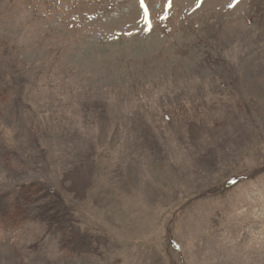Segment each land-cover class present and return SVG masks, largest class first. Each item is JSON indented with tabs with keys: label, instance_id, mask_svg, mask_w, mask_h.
Wrapping results in <instances>:
<instances>
[{
	"label": "rangeland",
	"instance_id": "374dc122",
	"mask_svg": "<svg viewBox=\"0 0 264 264\" xmlns=\"http://www.w3.org/2000/svg\"><path fill=\"white\" fill-rule=\"evenodd\" d=\"M0 264H264V0H0Z\"/></svg>",
	"mask_w": 264,
	"mask_h": 264
},
{
	"label": "snow or ice",
	"instance_id": "6c2138e0",
	"mask_svg": "<svg viewBox=\"0 0 264 264\" xmlns=\"http://www.w3.org/2000/svg\"><path fill=\"white\" fill-rule=\"evenodd\" d=\"M141 2L143 3V0H141Z\"/></svg>",
	"mask_w": 264,
	"mask_h": 264
}]
</instances>
